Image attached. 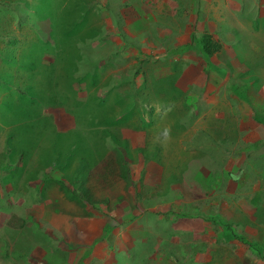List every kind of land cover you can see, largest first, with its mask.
<instances>
[{
	"label": "rangeland",
	"instance_id": "1",
	"mask_svg": "<svg viewBox=\"0 0 264 264\" xmlns=\"http://www.w3.org/2000/svg\"><path fill=\"white\" fill-rule=\"evenodd\" d=\"M212 30L229 55L206 61L199 41ZM189 63L200 87L219 89L213 105L229 106L224 115L263 105L264 0H0V264H193L198 236L179 257L153 242L134 254L116 239L137 217L164 226L155 212L216 216L225 237L238 235L247 215L235 216L232 197L254 184L264 194V141L193 133L188 108L175 106L186 92L172 89ZM249 104L245 121L264 122ZM180 112L172 137L164 118ZM228 174L244 184L221 196ZM70 179L75 193L87 190L69 197ZM226 239L227 264H237L245 244ZM249 242L248 260L264 264V243Z\"/></svg>",
	"mask_w": 264,
	"mask_h": 264
},
{
	"label": "crops",
	"instance_id": "2",
	"mask_svg": "<svg viewBox=\"0 0 264 264\" xmlns=\"http://www.w3.org/2000/svg\"><path fill=\"white\" fill-rule=\"evenodd\" d=\"M212 31H208L206 34L211 37V39L217 43L220 44V50L216 53H214L211 57H215L217 55H229L228 50L226 47H224L219 39L217 38V35L213 34ZM204 35V33H202ZM188 41V38H187ZM212 63V62H211ZM213 64V63H212ZM195 65L193 63H189L187 65V79L181 78L184 75L180 76V78L173 84L174 88L179 92L185 93V99L181 100L179 103H176L175 106L179 109L187 107V125L191 124L193 125V133L195 134H202V133H212L213 135L217 136L216 141H229V145L233 144V136H235L236 131H243L244 135H249V137L252 138V140H262L264 141V126L255 120H253V113L249 115L248 121H245V118L242 117V112L246 108V106L253 102L251 100L247 101V104L241 102L240 104H237V109H232V113L236 116V118H230V116L224 115L225 112L229 113V106H224L220 111L216 107L219 105H213L215 103V100L213 98L214 93L218 92L219 89L216 88L212 90L209 83L207 85H203L200 87L199 81L203 80V76L201 75V72L199 73L198 70L194 67ZM214 72V71H212ZM215 73V72H214ZM199 86V89L193 88V86ZM199 93V94H198ZM247 95V94H246ZM199 97H201V102L203 103V107L197 104L199 102ZM233 97V96H232ZM247 98H249L247 96ZM186 100L189 102V106L186 104ZM238 100V99H237ZM252 106L253 103H250ZM249 104V105H250ZM263 105L255 106L254 108L257 109V112H264V102H262ZM202 105V104H201ZM194 108V109H193ZM249 109H247V115H248ZM200 112V113H199ZM256 115V113H255ZM181 116L180 113H176L172 117L169 118V120L173 121V123L179 122ZM256 117H258L256 115ZM259 118V117H258ZM211 134V135H212ZM263 138L261 139V137ZM214 138H216L214 136ZM209 142H214L209 139ZM264 143V142H263ZM200 144V139H199ZM257 144V142H256ZM85 142L80 147V149L86 147ZM213 145V144H212ZM258 147H252L251 149H257ZM224 151L220 149V154H218L219 159H223ZM209 156V155H208ZM200 157V156H199ZM217 167H220L219 164H216ZM234 166V165H233ZM242 171V169H240ZM226 171V170H225ZM222 186L218 189H221L218 191L221 196H223L224 192H227L228 189H234L237 188L235 186V182L239 184V187H241L244 184V178H239L235 176H230V174L227 175V178L219 179ZM249 187V186H248ZM252 190L251 192H243L240 195H250L249 197H232V200L235 198L234 201H232V204H237L234 207V214H240V215H247L243 220L246 221H240L243 224L242 226H236L239 227L238 234L241 236H245L249 241L252 242H258V243H264V229L258 230L254 226V220L258 218H264V194L261 193L258 190L259 185L254 184L252 187H250ZM263 194V195H262ZM187 198L189 200L192 199V196L190 195V192H187ZM223 199V197H220ZM230 201V202H231ZM189 202V201H187ZM245 202L249 203L246 204ZM216 203H220L216 201ZM227 202H224V204ZM221 204V203H220ZM223 209V208H222ZM192 214H198V213H192ZM203 214V213H200ZM223 220H225V216L222 213H218ZM256 215L257 218L254 217ZM233 216V215H232ZM208 215L206 214L205 217L199 215H189L185 212H182L179 214V217L173 221L172 217L169 216L167 222H163V218L160 215H154L153 221L154 224H163L166 225V228L164 226H152L149 227L146 223V220L142 217H137L135 219V228H129L126 226L124 230L116 234V239L119 240V236L125 237V243L126 245L129 243V246L131 247L134 254L137 253V248L142 246V244L149 246L151 249L152 245L150 242L154 243V249L159 250L161 252L164 249V246L169 250L170 255L172 256V251H175V256L179 257V252L185 251L187 252V245L192 244L193 237H199V245L203 246L202 249L198 252V256L196 257L193 264H227L230 260L226 257L225 252L222 250L223 248L227 250L226 243H234V242H228L227 239H225V236L221 230L220 233L216 234L215 230L210 227V223L207 221ZM241 219V217H239ZM238 218V219H239ZM247 222V225H244V223ZM171 224L170 229L168 228V224ZM209 228H204V226H208ZM109 231L108 229L106 230ZM153 237V238H152ZM219 237V238H217ZM231 241V239H230ZM130 242H133L132 244ZM174 248L173 250H170V248ZM125 248L124 245L121 244V249ZM181 248V249H178ZM128 249V248H127ZM213 249H217V253L213 252ZM247 249L246 247L241 252L239 261L237 264H251L250 260L246 257L247 255ZM248 256V255H247ZM187 259V256H185ZM115 262V260H112ZM158 262V260H157ZM187 262V261H186ZM234 263V262H233ZM232 263V264H233ZM114 264V263H113ZM128 264V263H127Z\"/></svg>",
	"mask_w": 264,
	"mask_h": 264
},
{
	"label": "trees",
	"instance_id": "3",
	"mask_svg": "<svg viewBox=\"0 0 264 264\" xmlns=\"http://www.w3.org/2000/svg\"><path fill=\"white\" fill-rule=\"evenodd\" d=\"M200 51L199 53L202 54V57L207 61L208 56H212L214 53L218 52L220 50V44L213 41L211 39V37L207 34H204L200 37ZM253 119L258 122L261 123L264 126V122L261 121L258 117H256V115H253ZM47 165V164H46ZM58 168V167H57ZM59 169V168H58ZM44 178V177H43ZM68 178V177H67ZM71 182L70 183V188H72L71 191H69V189H67L66 187H62V190H64V192L69 196V197H73V196H79V192L83 191V190H87L86 187H84L83 185H80L78 191H76L77 193H75L74 189H73V185L74 182H72V179H70ZM72 184V186H71ZM85 201H87L88 204L92 205V201L89 199V197H85L83 198ZM208 220L214 224V225H218L221 229H223V231H225V229H228V225L227 223L222 222L219 219H214L212 217H209ZM238 240H239V236H235ZM248 246L252 247V244H247Z\"/></svg>",
	"mask_w": 264,
	"mask_h": 264
},
{
	"label": "clouds",
	"instance_id": "4",
	"mask_svg": "<svg viewBox=\"0 0 264 264\" xmlns=\"http://www.w3.org/2000/svg\"><path fill=\"white\" fill-rule=\"evenodd\" d=\"M164 120H165V122L167 123V127H168V130H169V133L171 134V136L172 137H174L173 136V133L175 132V131H177V132H179V130H178V128H179V122H176V123H173V121H171V120H169V119H166V118H164ZM261 124V123H260ZM194 138H195V136H194ZM195 145H199V139L197 140V141H193V145H192V147L193 146H195ZM169 213H167V214H162L163 216H164V218H163V216L162 215H160L162 218H163V222H167V220H168V217L169 216H171L172 217V219H173V221L174 220H176L178 217H179V214L180 213H178V214H175V213H173L172 211H168ZM154 215H158L156 212H155V214ZM176 216L175 218H174V216ZM196 216H199V213L196 215ZM206 218H209V216L208 217H206ZM212 218H214V219H218L216 216H212ZM207 221L209 222V220L207 219ZM211 225V227H212V223L211 222H209ZM163 225V224H162ZM229 226V225H228ZM164 228H166V225H164ZM222 230V232H223V229H221ZM229 230V229H228ZM230 232H231V230H229ZM228 236V237H227ZM235 236H239V240L235 237ZM245 236L243 235V236H241V235H237V234H233V235H226V237H225V239L226 238H229V239H235L236 241H239V242H241V243H244L245 244V246L244 247H247L248 245L247 244H251L250 242H249V240H247L246 238H244ZM146 247V249H144L143 247ZM166 246H164V248H165ZM149 250H151V252H152V249L149 247V246H147V245H143L142 244V246H140V247H138L137 248V251H139L140 253H144V251H149ZM160 253V252H159ZM162 256H166V254L165 253H163L162 254ZM151 253H150V255L148 256V260H150L151 261Z\"/></svg>",
	"mask_w": 264,
	"mask_h": 264
}]
</instances>
